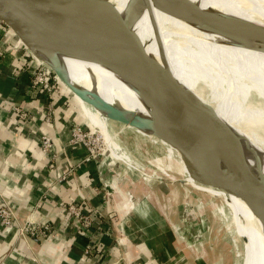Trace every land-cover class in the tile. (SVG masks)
<instances>
[{
    "label": "crops",
    "instance_id": "1",
    "mask_svg": "<svg viewBox=\"0 0 264 264\" xmlns=\"http://www.w3.org/2000/svg\"><path fill=\"white\" fill-rule=\"evenodd\" d=\"M14 36L12 31L0 23V205L4 203L12 208L17 224H23L30 216L36 224H48L50 233L43 239L20 237L15 226L6 229L0 224V264H207L203 259H187L186 263L183 262L182 257L178 255L180 253L176 246L175 234L167 223V215L161 211L163 208L155 206L154 212L163 221L166 230H155L156 232L148 236L132 230L134 226L130 224L143 229L142 224L155 219L148 205L147 187L144 183L136 186L134 183L130 184V171L138 169L129 163L142 169L143 167L131 158L125 148L122 147L121 151L118 147L121 142L116 141L113 149L104 154V162H111L107 163L104 175L115 184L113 188H105L102 185L103 170L97 168V161H85L87 151L84 146L69 145L73 124L85 123L88 127L89 112L86 105L93 107L83 97L72 93L63 81L52 99H48L42 91L33 87L31 72L35 67L29 56L23 53L20 40ZM28 51L37 62L53 70L29 46ZM68 69L72 75L80 78L81 83L90 81L87 76L71 66ZM194 82L199 85L217 86L205 81ZM100 91L104 100L108 103L118 101L123 106L122 113L132 117V106L139 104L138 102L113 94L103 87H100ZM140 104L151 119L149 106ZM15 105L28 112L32 119L19 120L17 114L11 110ZM138 111L140 112L139 109ZM93 113H96L94 109ZM99 118L100 122L106 121L100 114ZM111 122L112 125H121ZM128 127H122L127 134L126 141L131 143L136 136L138 143L133 140L134 146L139 144L148 149L150 147V150H160L157 144L164 146L166 157L176 161L174 168H171L174 172H169L182 177L170 176L163 169L159 174L148 170L149 179L152 177L162 182L169 181L173 189H176L174 184L181 183L185 192L192 189L220 198L221 206L211 204L216 210V217L220 218L226 227L232 226L230 232L235 237L243 239V235L247 236L248 245H251L252 231H241L236 226L230 209V205L237 208L240 221L247 227L248 205L241 198L196 181L181 161L177 150L154 135L145 134L140 127H129L126 131ZM41 135L53 139L55 160L42 153L39 143ZM145 151L150 157L149 161L153 160L157 169L161 168L163 160L149 154V150ZM210 158L224 164L219 153H213ZM116 160L123 162L130 171L115 169L113 163ZM145 160L147 162L148 158ZM71 167L77 168L64 180H60ZM133 198L138 202L135 208L132 207ZM70 206L85 207L89 210L94 226L85 232L81 231L78 221L68 211ZM224 206L228 207V213L223 209ZM131 209L134 210L131 212ZM227 219L230 220L229 223H226ZM257 223L260 228L262 221L259 219ZM243 245L241 264L245 261V244ZM256 255L255 264H258L259 247Z\"/></svg>",
    "mask_w": 264,
    "mask_h": 264
},
{
    "label": "bare ground",
    "instance_id": "2",
    "mask_svg": "<svg viewBox=\"0 0 264 264\" xmlns=\"http://www.w3.org/2000/svg\"><path fill=\"white\" fill-rule=\"evenodd\" d=\"M106 1L130 28L134 42L152 61L168 71L207 113L233 130L240 143L241 134L259 143L264 150V0H190L201 9L200 15L195 19L175 17V13L182 12L181 5L172 0ZM63 4L71 7L68 2ZM73 16L68 22L74 25L75 42L70 43L66 36L64 41L69 42L67 44L78 50L79 54L85 47L96 44L95 39L99 33L91 24H96L102 17L89 16L83 19L78 15ZM64 18L69 19L68 16ZM29 47L53 69L50 70L56 75L59 84L67 81L83 91L84 100L103 119L105 114L111 118L109 110L102 105L107 103L116 107L117 116L138 123L145 134L155 135L151 119L140 104L146 102L137 87L128 79L94 58L46 52L32 45ZM69 66L87 76L90 81L74 83L70 77L73 75L68 69ZM194 81H205L219 86L199 85ZM99 86L138 102L145 114H139L132 109V117L126 116L122 113L123 106L120 103L115 105L103 99ZM102 109H106V113ZM91 130L101 132V139L105 143L103 154L113 149L117 135L115 137L109 131L107 122L102 121L100 125L92 126ZM263 150L261 151L264 153ZM244 156L246 170L253 178L247 151ZM129 164L143 171L145 181H150L152 177L149 179L147 175L150 173L137 165ZM228 203L230 204L229 201ZM230 206L236 226L245 233L248 230L253 233L250 246L247 236L243 235L244 264L256 263L257 247L260 257L258 264H264V224L259 228L258 216L250 208L247 229L238 217L237 208ZM256 227L258 235L255 238Z\"/></svg>",
    "mask_w": 264,
    "mask_h": 264
},
{
    "label": "water",
    "instance_id": "3",
    "mask_svg": "<svg viewBox=\"0 0 264 264\" xmlns=\"http://www.w3.org/2000/svg\"><path fill=\"white\" fill-rule=\"evenodd\" d=\"M172 1L181 5L182 12L174 14L179 19H195L201 13L193 1ZM63 2H68L71 9ZM73 15L83 19L102 17L91 24L99 33L96 44L85 47L79 54L67 44L75 42L76 38L74 25L68 22ZM0 23L12 31L27 50L32 45L46 52L94 58L132 82L149 106L154 137L178 151L196 181L241 198L264 224V185L247 172L239 139L207 113L168 71L146 55L134 42L130 28L106 0H0ZM64 36L69 42L64 41ZM63 83L78 97L84 96V92L71 83ZM102 105L109 110L112 121L140 127L117 116L116 107ZM213 153L226 157L229 170L222 171L211 161Z\"/></svg>",
    "mask_w": 264,
    "mask_h": 264
},
{
    "label": "rangeland",
    "instance_id": "4",
    "mask_svg": "<svg viewBox=\"0 0 264 264\" xmlns=\"http://www.w3.org/2000/svg\"><path fill=\"white\" fill-rule=\"evenodd\" d=\"M21 47L23 48V53H26L29 56V60L33 62L34 67L36 68L37 65H39L40 69H43L40 73L45 70L49 71L48 77L50 81H54L53 78L56 75L49 69V67L43 63H37L29 53V51L23 45ZM36 73H38V71H36ZM71 79L75 82L81 83V81L79 80L80 78L78 79L76 75H73V77L71 76ZM217 86H219V84H217ZM59 88H61L60 84L54 82L53 94ZM112 103H115V105H119V102L117 101H113ZM86 106L89 112L87 115L88 126L91 128L94 125H100L102 122H100L99 113L96 112L94 114L93 108L88 105ZM132 108L136 111L139 109V114H145V110L139 104H133ZM105 110L106 109H102V112L104 113ZM104 118L107 123L109 122V125L111 124L109 126V131L112 132L115 137L117 135L116 141L121 142L120 144H118V147H120L121 151L123 148H125L131 158L143 167V170H146L148 173L150 171L159 174L160 172H163L164 169V172L170 174V176L173 175L176 178H182L181 176H177V174H172L171 172H169H174V170H172L171 168H174V166L176 165V161L174 160V158L166 157L164 146L158 144L162 150H150V147L148 149V147H141V145L139 144H137V146H134L132 144L133 142L138 143L136 136L134 137V139H132V141H134H131V143H129L128 141H126L128 140V138L127 134L122 129L123 125H112V120L108 118L106 114L104 115ZM78 127H80L82 132L86 134L91 131L93 132V136H90V147H94L96 155L95 161H97L98 163L97 168L103 170V180L110 179L104 175V171L107 170V163L110 164L111 162H104L105 156L103 154V150L105 148V143L103 144V141L101 139V132L99 130L90 131V128H87L85 123L77 122L73 124L72 129ZM128 129L129 127L125 130L127 131ZM132 132L134 133V131ZM240 139L243 154L247 151V157L251 164V175L253 177L252 179L264 185V153L261 151L263 150V148H261V145L259 143L252 141L251 139H248L241 134ZM144 149L149 150L147 151L149 154L156 155L163 160V165L161 166V168H158L159 170L157 169L156 162H154L153 160L149 161L150 157L147 156ZM219 155L223 159L224 164H220L210 158L211 161L220 170H229V165L226 157L220 153ZM147 158L148 161L146 162L145 159ZM113 164L114 168L118 169L119 171L127 169V166L121 161L116 160ZM130 173H132V176L130 175V184L134 183L133 185L136 186L138 184L143 185L144 183V185L147 187L145 188L147 192H149V196L147 199L149 202L148 205L153 210L155 206L163 208L161 209V211L165 212L167 215V223L170 224V226L172 227V231L175 234L176 246L178 247V253H180L178 255L182 257L184 263H186L187 259H189L190 261L193 259H203L207 264H241L244 249L243 240L231 234L230 231L232 230V226L226 227L225 225H223L222 220L216 217V210L211 205L213 203L216 207L221 206L222 200L220 198H214L209 194L207 195L203 192L192 189H190L188 192H185L181 186V183L174 184L176 186V189H173L172 185L169 184V181L162 182L161 180L151 178L150 181L146 182L144 179L145 176L142 175L143 171H141L140 169L136 171H130ZM164 185L166 187H164ZM130 188H132L131 185ZM132 202V204L134 205L132 207L135 208L138 204L137 199L135 200L133 198ZM223 209L227 210L226 212L228 213L227 206H224ZM132 210L133 209H131V211ZM249 213L250 207L248 206V214ZM247 220V227L249 229V218ZM258 220L259 217L257 221ZM229 222L230 220L227 219L226 223ZM257 232L258 228L256 227L255 238L258 235Z\"/></svg>",
    "mask_w": 264,
    "mask_h": 264
},
{
    "label": "built area",
    "instance_id": "5",
    "mask_svg": "<svg viewBox=\"0 0 264 264\" xmlns=\"http://www.w3.org/2000/svg\"><path fill=\"white\" fill-rule=\"evenodd\" d=\"M41 70L43 69H40L39 65H37V67L32 70L31 83L33 87L42 91V93H44L48 99H52L54 82L58 83V80L56 79V77H54L53 78L54 81H50L48 77L49 71L45 70L42 73H40ZM36 71H38V73H36ZM11 110L17 114L19 120L21 121H30L32 119L31 116L28 114V112L21 109L17 105L13 106ZM92 134L93 132H89L88 134L82 132L80 127L72 129V137L70 139L69 145L71 147L77 146V145L84 146V148L87 151V156H86L85 161L96 159L94 147H90V143H91L90 136ZM39 143H40V149L42 153L46 156L51 157L52 160H55L56 153L54 149L53 139L47 135H41ZM77 167H71L70 169H68V171L62 175L60 180H64L70 173H73L75 168ZM101 181H102V185L105 188L106 187L113 188L115 184V182H113L112 180L110 182L109 179L108 180L102 179ZM129 198L131 200L132 196L129 195ZM68 211L70 215L78 221L81 231L85 232L86 230H90L94 226L91 213L85 207L82 208V207H77V206H70L68 207ZM0 224L6 229H9L15 226L18 236L20 237L42 238L43 239L50 233V226L48 224H36L30 216L26 219V221L23 224H17L16 219H15V214L12 208L4 203L0 205Z\"/></svg>",
    "mask_w": 264,
    "mask_h": 264
},
{
    "label": "trees",
    "instance_id": "6",
    "mask_svg": "<svg viewBox=\"0 0 264 264\" xmlns=\"http://www.w3.org/2000/svg\"><path fill=\"white\" fill-rule=\"evenodd\" d=\"M151 210L153 212V215H154L155 219L152 222H150V223L142 224L143 229H140L135 224H130V226H134L135 227V228L133 227V229H132L134 232H136V231L137 232H140V233L142 232V233H144V234H146L148 236L151 233L156 232L155 230H158L159 231L160 229H165V230L167 229V227L165 226V224L163 223V221L158 218V216L156 215V213L154 212V210L152 208H151ZM131 212H130V214H131Z\"/></svg>",
    "mask_w": 264,
    "mask_h": 264
}]
</instances>
